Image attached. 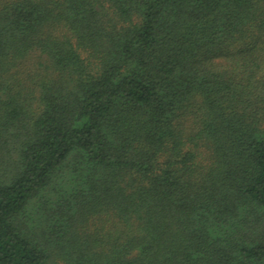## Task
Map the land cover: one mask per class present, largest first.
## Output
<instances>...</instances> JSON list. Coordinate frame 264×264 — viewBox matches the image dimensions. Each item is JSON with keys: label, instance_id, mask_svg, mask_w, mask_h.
<instances>
[{"label": "trees", "instance_id": "obj_1", "mask_svg": "<svg viewBox=\"0 0 264 264\" xmlns=\"http://www.w3.org/2000/svg\"><path fill=\"white\" fill-rule=\"evenodd\" d=\"M0 264H264V0H0Z\"/></svg>", "mask_w": 264, "mask_h": 264}]
</instances>
